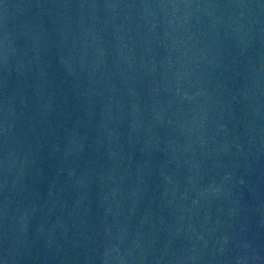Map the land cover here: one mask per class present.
Returning <instances> with one entry per match:
<instances>
[{
  "label": "water",
  "instance_id": "obj_1",
  "mask_svg": "<svg viewBox=\"0 0 264 264\" xmlns=\"http://www.w3.org/2000/svg\"><path fill=\"white\" fill-rule=\"evenodd\" d=\"M0 264H264V0H0Z\"/></svg>",
  "mask_w": 264,
  "mask_h": 264
}]
</instances>
